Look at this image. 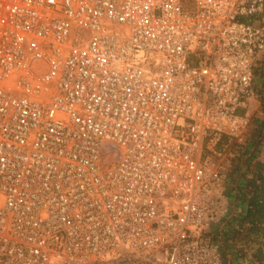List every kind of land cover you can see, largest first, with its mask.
Returning a JSON list of instances; mask_svg holds the SVG:
<instances>
[{
    "label": "built area",
    "instance_id": "1",
    "mask_svg": "<svg viewBox=\"0 0 264 264\" xmlns=\"http://www.w3.org/2000/svg\"><path fill=\"white\" fill-rule=\"evenodd\" d=\"M262 65L264 0H0V264H224Z\"/></svg>",
    "mask_w": 264,
    "mask_h": 264
},
{
    "label": "trees",
    "instance_id": "2",
    "mask_svg": "<svg viewBox=\"0 0 264 264\" xmlns=\"http://www.w3.org/2000/svg\"><path fill=\"white\" fill-rule=\"evenodd\" d=\"M261 128L264 131V125H261ZM243 153L241 154L245 155ZM254 156L255 154L251 153L241 164H236L243 172L238 173V170H235L232 177L228 178L230 186H227L229 213L239 212L226 222V225L231 227L230 240L243 242L239 249H227L229 252L234 249L237 254L235 259L245 260L247 264L264 262V164L253 161ZM225 258L223 257L224 262Z\"/></svg>",
    "mask_w": 264,
    "mask_h": 264
},
{
    "label": "rangeland",
    "instance_id": "3",
    "mask_svg": "<svg viewBox=\"0 0 264 264\" xmlns=\"http://www.w3.org/2000/svg\"><path fill=\"white\" fill-rule=\"evenodd\" d=\"M264 66L258 67L256 69V91L257 97L252 100H248L245 103V107L242 109L247 113V116L250 120L249 127L240 140H222V142L218 143L217 146L206 150V154L208 157H212L211 159L219 163L224 171L227 173L228 178L232 177V174L235 170H238V173H242L239 164H241L242 160H245L250 156L251 153H254L253 161H260L264 164V131L261 128V125H264ZM263 123V124H262ZM259 131L260 135H259ZM212 151L220 152L221 156L214 155ZM245 153H243V152ZM233 154V157L229 156V154ZM241 153L245 154L242 155ZM262 158V159H261ZM238 164V165H236ZM235 166H238L235 168ZM227 179V186H230ZM229 184V185H228ZM239 212L229 213L225 221L215 227L213 234L211 237L216 238L217 241L220 242L222 246V254L223 257H226V261L224 264H247V261H241L239 263L238 259H235L237 255L234 253V249L232 252H229L227 248H236L239 249L242 245V241L232 242L230 240V228L226 224L227 220L233 218L234 215ZM231 226V225H230ZM229 236V237H228ZM228 246H227V244ZM233 246V247H232ZM224 261V259H223Z\"/></svg>",
    "mask_w": 264,
    "mask_h": 264
},
{
    "label": "crops",
    "instance_id": "4",
    "mask_svg": "<svg viewBox=\"0 0 264 264\" xmlns=\"http://www.w3.org/2000/svg\"><path fill=\"white\" fill-rule=\"evenodd\" d=\"M240 113H242V114H246L247 115V113L243 110V109H241L240 110ZM262 159V158H261ZM262 160H264V159H262ZM241 261H239V263H240ZM245 264V263H244Z\"/></svg>",
    "mask_w": 264,
    "mask_h": 264
}]
</instances>
